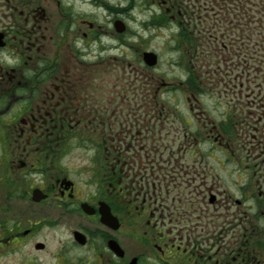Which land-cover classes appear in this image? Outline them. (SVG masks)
<instances>
[{
	"label": "flooded vegetation",
	"instance_id": "1",
	"mask_svg": "<svg viewBox=\"0 0 264 264\" xmlns=\"http://www.w3.org/2000/svg\"><path fill=\"white\" fill-rule=\"evenodd\" d=\"M245 2L0 0V264H264Z\"/></svg>",
	"mask_w": 264,
	"mask_h": 264
},
{
	"label": "rangeland",
	"instance_id": "2",
	"mask_svg": "<svg viewBox=\"0 0 264 264\" xmlns=\"http://www.w3.org/2000/svg\"><path fill=\"white\" fill-rule=\"evenodd\" d=\"M246 23L245 28L246 41H239L241 45L239 54L242 64L247 67V70L252 72V77H256V83L247 89V95L252 96V93L258 97H264V0H246ZM218 8H215L217 11ZM215 26V32H222ZM254 72V73H253ZM254 77V78H255ZM228 96L235 97L234 92L231 91ZM232 102H234L232 100ZM5 188V187H4ZM2 203L0 201V208ZM0 214V218H1ZM6 250H0V261L10 263L9 259L15 255L10 253L5 254Z\"/></svg>",
	"mask_w": 264,
	"mask_h": 264
},
{
	"label": "water",
	"instance_id": "3",
	"mask_svg": "<svg viewBox=\"0 0 264 264\" xmlns=\"http://www.w3.org/2000/svg\"><path fill=\"white\" fill-rule=\"evenodd\" d=\"M41 191H35V199L36 200H41L45 195H42V193L40 194ZM80 235V236H79ZM81 237V233H77V238L80 239Z\"/></svg>",
	"mask_w": 264,
	"mask_h": 264
}]
</instances>
